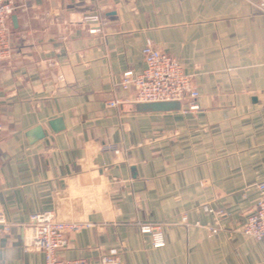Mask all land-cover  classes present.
<instances>
[{"label": "crops", "instance_id": "crops-1", "mask_svg": "<svg viewBox=\"0 0 264 264\" xmlns=\"http://www.w3.org/2000/svg\"><path fill=\"white\" fill-rule=\"evenodd\" d=\"M261 1L19 0L0 61V212L11 222L0 264H45L24 247L43 210L83 223L61 258L264 264V244L242 232L264 181ZM95 11L101 32L73 22ZM147 39L184 63L198 109L187 97L141 110L120 86L144 69ZM144 222L162 225L163 246Z\"/></svg>", "mask_w": 264, "mask_h": 264}, {"label": "built area", "instance_id": "built-area-1", "mask_svg": "<svg viewBox=\"0 0 264 264\" xmlns=\"http://www.w3.org/2000/svg\"><path fill=\"white\" fill-rule=\"evenodd\" d=\"M264 9V0L260 2ZM22 4L19 0H0V61L9 59L12 55V39L10 21L16 9ZM73 22L87 26L90 33H99L106 24V19L99 12L82 14ZM145 67L140 72L126 70L122 73L120 86L123 89H133L136 103L184 101L192 98L187 109L199 108L195 101L200 92L193 83V77L189 74L184 63L176 56L156 47L150 39H147L142 48ZM120 99H111L108 107L119 105ZM260 196L253 211L247 216L242 232L264 244V181L257 183ZM206 210H211L207 205ZM186 220V217H183ZM83 223L64 221L59 219L51 210L35 212L30 216L26 225L28 233L25 237V249L41 250L44 253L45 264H92L86 257L61 258L57 251L68 244V232L78 229ZM11 222L0 212V254L1 237L8 233ZM143 232L150 233L155 247L165 244L162 225L160 223H140ZM115 250L101 257L99 264H110L115 261Z\"/></svg>", "mask_w": 264, "mask_h": 264}, {"label": "water", "instance_id": "water-1", "mask_svg": "<svg viewBox=\"0 0 264 264\" xmlns=\"http://www.w3.org/2000/svg\"><path fill=\"white\" fill-rule=\"evenodd\" d=\"M12 19L16 22V14L12 15ZM180 106L179 101L169 102H151V103H138L137 107L141 110H167L171 108H177ZM35 133H40V128L35 130Z\"/></svg>", "mask_w": 264, "mask_h": 264}]
</instances>
